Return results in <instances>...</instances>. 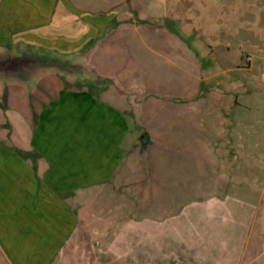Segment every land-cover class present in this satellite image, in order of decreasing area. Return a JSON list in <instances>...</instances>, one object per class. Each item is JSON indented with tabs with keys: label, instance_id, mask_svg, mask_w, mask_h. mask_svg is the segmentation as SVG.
<instances>
[{
	"label": "rangeland",
	"instance_id": "rangeland-1",
	"mask_svg": "<svg viewBox=\"0 0 264 264\" xmlns=\"http://www.w3.org/2000/svg\"><path fill=\"white\" fill-rule=\"evenodd\" d=\"M216 2V8L213 0L41 3L40 16L34 20L13 19L8 23L0 19V52L33 44L29 47L51 50L62 57L74 56L76 63L89 69V74L82 69L77 77L56 68H41L30 75L29 82L0 78V151L19 154L40 169L48 165L32 143L44 122L50 126V137L67 133L65 137L80 144L78 150H84L78 115L72 129L51 121L56 113L65 112L59 102L76 101L84 91L105 96L125 109L129 101L136 113L132 127L142 126L145 118L165 109L200 107L197 119L212 129L210 137L231 135L228 172L232 193L226 199L242 208V220L250 224L249 255L242 263L246 264L256 252L264 256V0ZM216 13H234L241 18L234 20L237 24L230 32L222 29L210 35ZM7 41L10 44H5ZM80 48L83 53H78ZM58 82L62 86L57 97L47 101ZM113 83L121 86L122 94L116 90L117 85L112 87ZM17 85L31 91L37 87L40 99L34 100ZM43 111L47 113L42 115ZM217 128L230 131L213 130ZM129 133L122 150L127 151L129 139H134L127 159L135 174L137 165L141 168L139 156L146 149L141 138L145 132ZM123 170L122 164L118 171ZM116 173L99 187L85 188L83 202L80 195H74V213L83 204L84 264H113L114 252L127 251L129 236L134 233L129 219L140 208L143 195L137 187L117 180ZM98 220L105 223L98 225ZM137 234L143 235V227ZM0 264H15L1 239ZM120 264H128V259L123 257ZM249 264H264V257Z\"/></svg>",
	"mask_w": 264,
	"mask_h": 264
},
{
	"label": "crops",
	"instance_id": "crops-1",
	"mask_svg": "<svg viewBox=\"0 0 264 264\" xmlns=\"http://www.w3.org/2000/svg\"><path fill=\"white\" fill-rule=\"evenodd\" d=\"M128 2L137 0H0V19L8 23L13 19L34 20L40 16L41 3ZM213 3L216 8V0ZM238 18L241 15L216 13L215 19L223 22L215 20L208 33L217 35L222 29L230 32ZM30 45L33 44L20 47ZM11 48L15 47L7 49ZM82 49L78 53H83ZM17 86L34 100L40 99L37 87L31 91ZM61 86L58 82L47 101L57 97ZM117 86L122 94L123 89ZM127 102L125 109L88 91L76 101L59 102L65 112L56 113L51 121L72 129L78 115L76 121L84 131V150H78L80 144L65 137L67 133L60 138L50 137V126L44 122L32 141L48 164L41 169L19 154L0 151V239L15 264H84L83 204L74 213V195H80L83 202L85 188L92 190L112 179L122 164L125 171H118L116 179L137 187L143 200L130 215L134 233L129 236L128 249L114 252L113 264H120L123 257L128 264H242L249 255L250 224L242 220V208L226 199L232 193V176L228 172L232 159L230 133L210 137L212 129L197 119L200 107L186 111L179 107L165 109L145 118L142 126L132 127L136 113ZM229 104L232 106V100ZM41 110L42 106L38 112ZM219 123L223 125L222 120ZM137 130L145 132L141 138L146 149L139 156L141 168L137 165L134 174L132 162L127 159L134 139H129L127 151L122 146L126 135ZM139 227H143V235L137 234ZM262 254L256 252L246 264L264 257Z\"/></svg>",
	"mask_w": 264,
	"mask_h": 264
},
{
	"label": "water",
	"instance_id": "water-1",
	"mask_svg": "<svg viewBox=\"0 0 264 264\" xmlns=\"http://www.w3.org/2000/svg\"><path fill=\"white\" fill-rule=\"evenodd\" d=\"M74 59V56L62 57L36 47L6 49L0 52V78L29 82L30 75L41 68H56L77 77L82 74V69L84 74H89V69Z\"/></svg>",
	"mask_w": 264,
	"mask_h": 264
}]
</instances>
